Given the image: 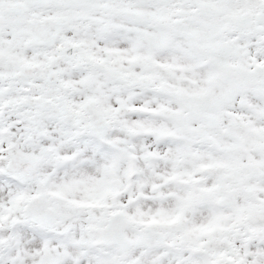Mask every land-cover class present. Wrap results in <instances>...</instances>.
Here are the masks:
<instances>
[{"label":"snow or ice","instance_id":"obj_1","mask_svg":"<svg viewBox=\"0 0 264 264\" xmlns=\"http://www.w3.org/2000/svg\"><path fill=\"white\" fill-rule=\"evenodd\" d=\"M0 264H264V0H0Z\"/></svg>","mask_w":264,"mask_h":264}]
</instances>
